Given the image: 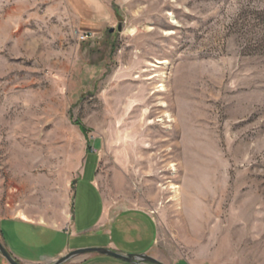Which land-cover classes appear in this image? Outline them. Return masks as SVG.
Masks as SVG:
<instances>
[{
  "label": "rangeland",
  "instance_id": "1",
  "mask_svg": "<svg viewBox=\"0 0 264 264\" xmlns=\"http://www.w3.org/2000/svg\"><path fill=\"white\" fill-rule=\"evenodd\" d=\"M74 23L69 0H0V220L67 226L96 174L108 208L153 217L156 260L264 264V0Z\"/></svg>",
  "mask_w": 264,
  "mask_h": 264
},
{
  "label": "crops",
  "instance_id": "2",
  "mask_svg": "<svg viewBox=\"0 0 264 264\" xmlns=\"http://www.w3.org/2000/svg\"><path fill=\"white\" fill-rule=\"evenodd\" d=\"M130 2L132 0H69L78 32L95 35L114 28L121 19L122 8ZM91 150L96 153L95 149ZM76 188L80 195L78 214L74 211ZM74 191L67 226L54 227L18 216L0 220V242L20 264H48L69 252L85 248H106L121 254L151 256L157 243L158 228L148 212L135 208H108L96 174L79 175ZM0 264H7L1 256ZM67 264L128 263L89 254ZM174 264L191 263L182 260Z\"/></svg>",
  "mask_w": 264,
  "mask_h": 264
},
{
  "label": "water",
  "instance_id": "3",
  "mask_svg": "<svg viewBox=\"0 0 264 264\" xmlns=\"http://www.w3.org/2000/svg\"><path fill=\"white\" fill-rule=\"evenodd\" d=\"M117 31L121 30V26H117ZM114 31L113 28L109 30V33H112ZM89 254H97L101 256L110 257L128 264H163L160 261L156 260L155 258L146 255V254H140V255H133V254H121L119 252L106 249V248H85V249H79L74 250L72 252H69L68 254L57 258L48 264H67L68 262ZM0 256L5 260L7 264H20L13 255L2 245L0 242Z\"/></svg>",
  "mask_w": 264,
  "mask_h": 264
},
{
  "label": "built area",
  "instance_id": "4",
  "mask_svg": "<svg viewBox=\"0 0 264 264\" xmlns=\"http://www.w3.org/2000/svg\"><path fill=\"white\" fill-rule=\"evenodd\" d=\"M82 35H81V37L83 38V39H87V38H90V37H92V33L91 32H85V33H81Z\"/></svg>",
  "mask_w": 264,
  "mask_h": 264
},
{
  "label": "trees",
  "instance_id": "5",
  "mask_svg": "<svg viewBox=\"0 0 264 264\" xmlns=\"http://www.w3.org/2000/svg\"><path fill=\"white\" fill-rule=\"evenodd\" d=\"M76 125H78V127H79V129H80V131L83 133V134H85L86 133V130H85V128L80 124V123H76ZM89 149H91V147L89 146L88 147V150Z\"/></svg>",
  "mask_w": 264,
  "mask_h": 264
},
{
  "label": "bare ground",
  "instance_id": "6",
  "mask_svg": "<svg viewBox=\"0 0 264 264\" xmlns=\"http://www.w3.org/2000/svg\"><path fill=\"white\" fill-rule=\"evenodd\" d=\"M158 62V64H163L164 65V61H157Z\"/></svg>",
  "mask_w": 264,
  "mask_h": 264
}]
</instances>
